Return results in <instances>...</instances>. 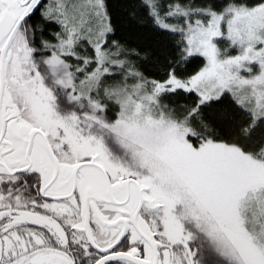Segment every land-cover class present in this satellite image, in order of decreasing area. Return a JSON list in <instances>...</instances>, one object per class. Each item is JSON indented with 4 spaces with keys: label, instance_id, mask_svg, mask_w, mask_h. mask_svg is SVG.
I'll return each instance as SVG.
<instances>
[{
    "label": "snow or ice",
    "instance_id": "snow-or-ice-1",
    "mask_svg": "<svg viewBox=\"0 0 264 264\" xmlns=\"http://www.w3.org/2000/svg\"><path fill=\"white\" fill-rule=\"evenodd\" d=\"M0 0V264H264V0Z\"/></svg>",
    "mask_w": 264,
    "mask_h": 264
},
{
    "label": "trees",
    "instance_id": "trees-1",
    "mask_svg": "<svg viewBox=\"0 0 264 264\" xmlns=\"http://www.w3.org/2000/svg\"><path fill=\"white\" fill-rule=\"evenodd\" d=\"M114 23L118 27V36H123L132 46L142 49L144 53H157L168 46V41L155 34L150 27L129 24L131 9L126 7V0H110Z\"/></svg>",
    "mask_w": 264,
    "mask_h": 264
}]
</instances>
